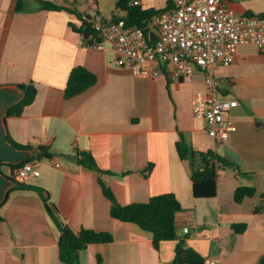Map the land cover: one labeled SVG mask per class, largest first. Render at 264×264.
<instances>
[{"label":"crops","instance_id":"crops-1","mask_svg":"<svg viewBox=\"0 0 264 264\" xmlns=\"http://www.w3.org/2000/svg\"><path fill=\"white\" fill-rule=\"evenodd\" d=\"M45 1L62 9L21 0L18 11V0H0V87L31 82L36 88L32 103L19 115L5 117L8 137L28 146L42 167L30 185L55 204L73 232L86 228L112 236L111 242L87 245L78 253V264H171L177 240L162 241L155 249L150 232L110 217V201L97 173L78 164L76 151L90 153L108 172L101 179L121 205L172 193L181 207L177 231L204 264H264V212L254 211L264 194V57L257 46L238 45L234 61L213 71L220 94L238 102L228 112L235 130L225 143L216 144L192 110L193 95L206 92L201 71L175 82L166 64L153 78L139 77L115 66L108 46H85L81 33L72 29L70 24L79 27L83 19L109 22L117 0ZM132 1L144 10L168 6L167 0ZM226 4L236 15L264 18V0ZM77 65L95 82L65 98L69 72ZM180 140L195 152L212 151L235 165L216 172L215 196H193L189 160H181L176 151ZM38 146L62 158L60 168L38 159ZM240 185L256 192L236 203L233 194ZM241 225L242 232L233 229ZM58 238L40 195L15 187L0 207V264H64Z\"/></svg>","mask_w":264,"mask_h":264},{"label":"built area","instance_id":"built-area-1","mask_svg":"<svg viewBox=\"0 0 264 264\" xmlns=\"http://www.w3.org/2000/svg\"><path fill=\"white\" fill-rule=\"evenodd\" d=\"M167 1L168 6L152 14L143 26H127L121 20H94L92 27L102 41L85 46L98 50L108 46L114 53V65L129 68L139 77L153 78L166 64L171 65L169 78L175 82L186 81L195 70L201 71L206 92L193 95L192 110L204 120L214 142L225 143L235 130L228 112L238 102L220 94L213 71L230 65L237 46L243 43L256 45L264 57V18L236 15L227 0ZM132 4L138 5V1ZM46 163L52 168L61 166L57 156L46 158ZM39 164L31 160L17 167L5 166L3 173L19 184H31L40 176ZM220 168L217 165V172Z\"/></svg>","mask_w":264,"mask_h":264},{"label":"trees","instance_id":"trees-1","mask_svg":"<svg viewBox=\"0 0 264 264\" xmlns=\"http://www.w3.org/2000/svg\"><path fill=\"white\" fill-rule=\"evenodd\" d=\"M37 2L42 9H62V7L49 1L37 0ZM15 9L18 11L22 9L21 0H18ZM116 12H121L122 15L116 16ZM155 12L157 11L152 9H141L138 5H133L130 0H117L114 11L111 13L110 21L121 20L127 26H143ZM70 25L73 30L81 33L84 45H90L94 41H102L99 32L94 31L92 27L93 22L83 19L79 27H75L72 24ZM94 82L95 76L83 66L77 65L69 72L64 88V97L70 98L77 95L92 86ZM16 86L22 90L23 96L19 101L7 108L4 114L5 117L19 115L23 108L32 103L35 98L36 88L31 82ZM7 139L15 148L29 149L28 146H21L14 143L8 135ZM36 151L38 153V159L52 156L47 148L43 146L36 147ZM176 151L181 160H189L192 193L195 198H210L215 196L217 165L235 168L233 163L226 161L212 151H207L205 153L193 151L182 140L176 142ZM32 157L33 156L24 162L31 161ZM75 157L77 158L79 165L97 173L98 182L102 188V192L110 201V217L122 222L134 223L141 229L150 232L152 235V246L155 249H158L159 244L162 241L177 240L171 264H204V259L196 251L184 246L185 235H181L177 231L175 216L181 207L172 193H161L151 196L146 202L121 205L116 201L107 183L101 179V175L108 172L98 168L93 156L88 152L76 151ZM22 163L17 165L2 164L1 167H17ZM147 170H150V167H148ZM16 184L15 187L31 189L40 195L48 217L59 232L58 258L62 263L78 264V253L85 249L87 245L93 243H108L112 241L111 234L106 232H97L86 228H81L78 233L73 232L61 219L55 204L51 202L48 197L42 196L39 188L30 184H19L17 182ZM15 187L9 189L8 195ZM255 192L256 190L254 187L242 185L237 186L234 190L233 200L234 202L239 203L245 197L254 196ZM8 195L0 204V207L6 201ZM260 200V206L254 208V211L256 212H264V194H260ZM233 229L236 232H242L244 226H233Z\"/></svg>","mask_w":264,"mask_h":264},{"label":"water","instance_id":"water-1","mask_svg":"<svg viewBox=\"0 0 264 264\" xmlns=\"http://www.w3.org/2000/svg\"><path fill=\"white\" fill-rule=\"evenodd\" d=\"M22 96V90L17 86L4 85L0 87V204L5 200L9 189L17 185L3 173L1 165H17L32 156L30 149L15 148L7 139L5 111L9 106L19 101Z\"/></svg>","mask_w":264,"mask_h":264},{"label":"rangeland","instance_id":"rangeland-1","mask_svg":"<svg viewBox=\"0 0 264 264\" xmlns=\"http://www.w3.org/2000/svg\"><path fill=\"white\" fill-rule=\"evenodd\" d=\"M105 18H107V16H104ZM60 160H61V163H62V158H60ZM43 161H45L46 162V160H43ZM40 168V170L42 169V167H39Z\"/></svg>","mask_w":264,"mask_h":264}]
</instances>
